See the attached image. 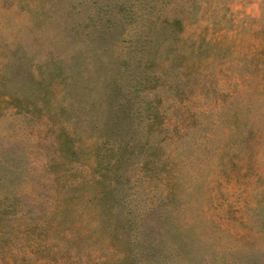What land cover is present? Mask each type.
Listing matches in <instances>:
<instances>
[{
  "label": "rangeland",
  "instance_id": "1",
  "mask_svg": "<svg viewBox=\"0 0 264 264\" xmlns=\"http://www.w3.org/2000/svg\"><path fill=\"white\" fill-rule=\"evenodd\" d=\"M0 264H264V0H0Z\"/></svg>",
  "mask_w": 264,
  "mask_h": 264
},
{
  "label": "trees",
  "instance_id": "2",
  "mask_svg": "<svg viewBox=\"0 0 264 264\" xmlns=\"http://www.w3.org/2000/svg\"><path fill=\"white\" fill-rule=\"evenodd\" d=\"M180 20L179 19H177V21L175 20H172V21H170V20H168V22L165 24V25H168L169 27H168V29H170L172 32L173 31H175V28H174V26L179 22ZM177 26V25H176ZM145 40H147V38H142L141 39V41H144L145 42Z\"/></svg>",
  "mask_w": 264,
  "mask_h": 264
}]
</instances>
